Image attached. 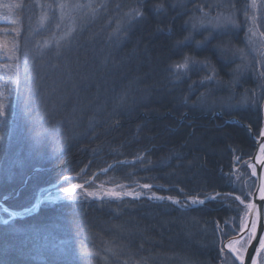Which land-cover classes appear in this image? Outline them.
<instances>
[{
    "label": "trees",
    "instance_id": "16d2710c",
    "mask_svg": "<svg viewBox=\"0 0 264 264\" xmlns=\"http://www.w3.org/2000/svg\"><path fill=\"white\" fill-rule=\"evenodd\" d=\"M136 1L144 17L132 23L116 54L102 55L97 45L108 44L116 22L111 10H127ZM161 3L164 9L157 13L154 6ZM177 10L169 0H110L98 19L73 37L78 46L49 57L43 75L31 64L30 87H21L26 93L19 101L27 115L19 121L32 123L26 122L19 136H11L9 120L0 128V199L19 212L36 203L39 191L62 181V187H74L72 181H80L71 177L83 174L86 182L109 165L96 180L139 181L178 199L216 197L187 208L148 197L44 203L10 225L0 223V264H124L126 258L140 264L221 263L220 241L241 229L251 201L236 191L241 177L232 172L254 154L251 130L259 136L261 105L224 106L231 97L241 100L244 90L253 98L251 79L232 80L231 67L218 53L219 38L202 47L185 41V15ZM6 38L0 44L11 41ZM186 55L208 58L218 71V86L201 83L210 73L197 68L175 81L173 65ZM53 80L59 85L55 92ZM41 85L47 88V106L39 112L45 103L37 90ZM240 170L255 183L245 164ZM5 217L1 211L0 220ZM108 247L116 248L114 254L104 250Z\"/></svg>",
    "mask_w": 264,
    "mask_h": 264
},
{
    "label": "rangeland",
    "instance_id": "374dc122",
    "mask_svg": "<svg viewBox=\"0 0 264 264\" xmlns=\"http://www.w3.org/2000/svg\"><path fill=\"white\" fill-rule=\"evenodd\" d=\"M109 1L110 0H92L93 5L96 7V14L94 16L87 8L74 10L70 12L66 10L68 14L65 16V19L62 22H60L58 19L60 12L59 9L55 7L57 3L68 2L73 4L74 3L87 4L89 0H0V35H1L0 38L7 41L8 38L6 37L10 36V40H11L6 43L4 42V44H0L1 46L0 49L3 50L0 51V92H4L8 98L6 102L7 104L6 118L0 119V128L3 127L5 120H9L11 123L10 124L11 136L12 135L19 136L20 131H22L23 129L22 126H24L26 122L28 124L32 123V119L30 121L28 119L26 120V122L19 121L20 115H27L26 113L23 112V110L22 112L20 111L21 107L19 106V101L23 99L22 92L26 93V89L24 88L22 91L21 87L24 86L30 87L28 85L30 84V81H28V79L33 77L32 71H34L31 64L37 65L40 71H42L41 74L43 75L45 71L42 69L45 68V62L48 61L49 57L52 54L56 53V41H59L60 44L64 46L61 48V50L66 46H70V47L78 46L77 39L73 37L77 36V34L86 30L87 26H89L91 22L97 20L98 15L107 9ZM144 1L147 0H142V2ZM169 1L173 9L181 8V10H177V11H179V14L181 13L182 15H185L184 17L186 21H189L188 24L185 25V27H187L188 29V35L190 32L192 35V39L189 42H192L194 40L193 42L197 43V41H200L202 42L200 45L202 47L212 39L213 40L216 39L218 42V38H219V40L220 41L222 40L223 42L222 44L217 46L218 53H220L222 58H224V62L228 63V65L231 67V69L229 70L231 73L232 80L238 82L237 80L241 81V79H244L246 77L248 79L249 78L251 79L250 84L252 86L251 93L253 98H250V94L248 93V91L244 90L243 94L244 92L245 94L244 97H242L243 95L241 96V100H232V97L231 98L229 97L230 101L228 100V102H225L224 106L229 105L232 101H234L233 105L236 108L247 107L253 104H257L259 102L260 105L262 106V102L264 99V76L261 75V73L264 72V0H169ZM136 2L133 5L127 7V10H122L119 8H113L111 10V12L114 10L113 12L117 14V15L115 14L112 15V17H114L116 22H114L112 26L109 28L110 35H109L108 44H106L105 47L102 46L101 43L97 45V49L101 51L102 55L104 54L105 56H109L116 54L117 47L121 45L123 40H125V34L128 33L129 27L136 20V19L130 20L128 14L133 12L137 8H139L141 11L142 8L140 7L141 3H138V1ZM48 4L53 5V8L48 9L46 7V5ZM41 5H45V7L42 8ZM100 5H103V7H100ZM197 5L203 7V12L209 13V16L205 18L206 20L216 17L218 13H222L223 14L221 16L222 21L224 17L231 16L236 20L237 26L234 27L233 25L228 24L227 26L222 25L219 28H214L212 27L211 24H205L204 27L198 28L197 30L193 31L191 28V21L189 20V17L203 15V13L201 12L200 8L197 7ZM43 13H47L49 17L55 16L56 21L42 25L40 22V17ZM56 22H60L61 24L60 28L55 27ZM23 25L27 26L29 29L28 36L26 35V31H25L26 28H24ZM72 27H75L76 30L73 33L74 36L72 35L71 44L69 45L67 38H63V37H64V33L67 32L68 29ZM249 29H251V31H249ZM3 36L6 37L4 38ZM221 37H223V39H220ZM45 42H47L48 45L47 47L44 46ZM28 45L29 47L26 48V46ZM236 49L243 50L244 59H241V54L239 52H236L235 55L233 54ZM70 50H72V48L68 49L67 51ZM240 64H246L248 65V67L246 70L237 73L235 69L237 65ZM195 68H197V70L199 71H204L200 65H198ZM190 72L191 71L185 72L179 78L173 75V78L175 81L180 82L183 79L189 78ZM214 83H215L214 86L217 87L218 84L215 81ZM37 90L40 93L42 92L44 93V95L42 94L41 95L44 99L43 101H46L47 91L45 92V86L42 87L41 85L40 88H37ZM245 96L248 98L246 102L244 101ZM254 99L255 102L253 101ZM204 102L205 101L202 100L199 102V104L200 103L204 104ZM46 106L47 104L43 103L42 108L40 107L41 110H39V112H41ZM8 107L11 109L10 111H12L10 114L11 118H9L10 116H8L9 119L7 118V112L9 111ZM220 113H222V111L217 110L216 114L220 115ZM37 117L36 120L38 119ZM39 117H42V114H40ZM236 119L240 120L238 117H230L229 120L236 121ZM262 120H263V115H262ZM38 127L40 129L39 125ZM248 127L252 129L251 126ZM262 129H263V125L261 131ZM251 131L254 138L256 139V144H257L260 134L258 136L254 133L253 129ZM43 133L41 131V133H37L35 137L42 136ZM60 152H63V150H61ZM250 159L251 157L248 160L243 161L241 164H240L241 160H237L238 163L240 164L238 167H236L238 171L236 170L237 172L236 171L232 172V176L234 178L241 177L239 181H236L237 182L236 191L241 193L243 197L244 195L250 196L251 201L249 202L246 201V205L247 203L251 204L252 202L253 192L256 187V180L255 183H253L252 180H250V177L248 175L246 176L245 173H242L240 169L244 164L248 168L247 164ZM253 168H255V166L252 167V170ZM248 169H249V175L251 177H254L252 174L253 171H251L250 168ZM84 177L85 176L81 174L75 176L74 178L73 177L70 178V179H78V181H80L78 183H76L77 181L74 182L72 181V183H75L76 185L77 184L83 185L82 188L76 189L75 192L73 193V196L78 197L77 199L66 198V194L63 193L62 191L63 188H66V187H62V185H64L63 181L52 186L51 188H46L39 191V193L36 194L38 195L37 200L44 197H50V199H43V202L40 203L36 209H34L32 214L37 212L44 203H48V202L53 204L62 201H73V200L89 201L91 199H96L103 201L105 200L111 201V200H122L126 198H134L133 195H127L126 193H140L139 198L152 197L153 193H155L156 196H163L166 198L169 197V196L157 194L153 190L152 186L150 188H144L143 185H145V183L144 184L142 182L139 183V181H131L127 183V182H122L120 180H112L110 182L108 181V179L105 178L96 180L95 179L96 176L92 174V177L89 178L86 182H81L85 179ZM117 185L122 187H117ZM69 187H73V185ZM108 190L121 192L124 195H122L121 199L110 198L107 196H104L103 199H99L97 197L88 195V193L95 192L98 193L100 196H102L103 193ZM57 195L60 197V199H56ZM232 195L233 194H230V196ZM214 197H216V195H210L209 197L192 196L181 199L173 198V197L172 198L179 200L181 204L187 203L188 205H193L191 203L193 198L205 201L207 198L211 199ZM243 199L245 200V197ZM153 200H157V199L153 198ZM159 201H163V200H159ZM0 206H1L0 212L3 211L5 208L9 209V211H13L12 209L8 208L5 204L3 206L0 204ZM247 208L248 207L246 206V212H245L246 214H244L245 220H246V215L249 211V208L248 209ZM6 218L7 217L3 219ZM233 220L234 218H230V222H232ZM239 232L240 230L236 232L234 235H231L229 237H224V239L222 240L227 241L228 239H232ZM104 250L107 253L110 252V254H114L113 252L114 250L116 251V248L114 247V250L112 249V251H109L107 249ZM221 257L222 260L220 264H240L239 261L235 260V258L231 256L228 249L226 248L224 252L221 253ZM107 259L108 256L103 254L101 260L105 261ZM128 261H129L128 258H126L123 262L124 264H140L137 260H131L133 261L131 263H129ZM258 264H264V255L259 257Z\"/></svg>",
    "mask_w": 264,
    "mask_h": 264
},
{
    "label": "snow or ice",
    "instance_id": "6c2138e0",
    "mask_svg": "<svg viewBox=\"0 0 264 264\" xmlns=\"http://www.w3.org/2000/svg\"><path fill=\"white\" fill-rule=\"evenodd\" d=\"M41 7H45V5H41ZM46 7L48 9H52L53 5L48 4L46 5ZM56 8L59 9L60 15H59V21L62 22L65 19V16L68 14L66 12V10H68V12L70 11H74V10H80L83 8H87L92 15L94 16L96 14V7L93 5L92 0H89V2L87 4H81V3H68V2H61V3H57ZM100 7H103V5H100ZM119 7V6H118ZM198 8H200L201 12L203 13V15L201 16H192L189 17V20L191 21V28L193 31L197 30L198 28H202L205 26V24H211L212 27L214 28H219L222 25L223 26H227L228 24L233 25L234 27L237 26V22L234 18H232L231 16H226L223 18V21L221 20V16L223 15L222 13H218V15L214 18L211 19H205L206 17L209 16V13L207 12H203V7L200 5H197ZM162 9H164V5L161 4H157L154 6V10L159 13ZM129 18L130 20H135L137 18H143L144 14L140 11L139 8L135 9L133 12L129 13ZM56 21V17L52 16L49 17V15L47 13H43L40 17V22L42 25L46 24V23H51ZM215 21V22H214ZM60 22H56L55 23V27L56 28H60L61 24ZM189 21H185V25L188 24ZM75 27L69 28L67 32L64 33V37L63 38H67L68 40V44H71V38L73 33L75 32ZM249 31H251V29H249ZM192 39V35L191 32L189 33L188 36H186L184 38L185 41H190ZM184 41H177V45H183ZM202 42L197 41V46L199 47L201 45ZM45 47H47V42H45ZM64 47L63 45L60 44L59 41H56V56L60 57L63 53L60 51V49ZM236 52H239L241 54V59H244V54H243V50L242 49H236L235 52L233 53L235 55ZM196 65H200L203 69L207 70L210 74L206 75L201 83L204 82H212L215 81L217 84L220 83L219 80V74L218 71L215 67V65L212 64V62L208 59L205 58L204 60H197L195 57L192 56H184L183 60L181 62H177L175 65H173V68L175 69V71L173 72V75H175L177 78H179L181 75H183L185 72L187 71H191L193 68H195ZM191 66V67H190ZM53 67H56L55 65H53ZM248 67V65L246 64H240L237 65L235 71L237 73L242 72L244 70H246ZM183 70V71H181ZM70 74V73H69ZM262 76H264V72L261 73ZM41 81L44 80V76L40 77ZM59 87V85L57 84V82L55 80H53L52 82V87H51V91L55 92L57 91V88ZM47 91V89H45V92ZM42 95H44V93H41ZM202 97L204 96V94H201ZM7 96L5 95L4 92H0V119H5L6 118V111H7ZM247 97L245 96L244 101H247ZM46 103V101H45ZM262 150H264V148H262ZM112 166L109 165V168H111ZM102 171L107 172L108 169H103ZM253 175H255V168H253ZM83 185H75V187H66L63 188L62 191L63 193L66 194V198L69 199H77L78 197L73 196V193L75 192L76 189L78 188H82ZM117 187H122L117 185ZM144 188H150L151 185H143ZM182 191V190H181ZM260 199L264 200V186L261 187L260 189ZM127 195H133L134 198H139L140 193H126ZM89 196H94L97 197L99 199H103L104 196L110 197V198H116V199H121L122 198V194L121 192H117L114 190H108L105 191L103 193L102 196H100L98 193L92 192V193H88ZM150 199H157V200H171L172 203L174 204H178L180 205V207L182 208H187L190 207V205H188L187 203L181 204V202L179 200L173 199L172 197H163V196H156L155 193L152 194V197H149ZM43 199H50V197H44L41 198L39 200H37V203L35 205H33L32 207H25L23 209L22 212H17V211H9V209L5 208L3 211L5 213H7V218L6 219H2L0 220V223L4 224V225H10V223L12 222L13 218L16 216H26V215H31L32 212L34 211V209H36L40 203L43 202ZM56 199H60V197L57 195ZM237 200L240 199V197H236ZM241 204L244 203L243 200L240 201ZM191 203L193 205L195 204H203L204 200H199L196 198H193ZM247 207L249 209H254L256 207L255 204H248ZM262 208H264V205L261 206ZM225 223H227V221H225ZM260 223V213L257 212L256 214V218L252 220L251 222V227L249 229V231L245 234V235H241L239 236V238H235L233 237L232 239H229L227 241L221 240L220 243L222 245V247L220 248V252L223 253L225 248L228 249L229 253L231 254V256H233L235 258V260H238L240 262V264H245V257H248V260L250 261V264H258L257 258L261 257L262 255H264V224L261 225L260 227V232L261 235L259 237H257V225ZM248 227L247 221H243L242 222V226L240 231L243 232L245 228ZM230 231H234L230 230ZM224 235H229V233H225ZM239 235V233L237 234ZM256 240L257 241V245L253 247V252L255 253L254 255H249L248 254V248L252 246V242ZM109 251H112L111 248L108 249ZM145 264H147V262L145 261Z\"/></svg>",
    "mask_w": 264,
    "mask_h": 264
},
{
    "label": "water",
    "instance_id": "95a60500",
    "mask_svg": "<svg viewBox=\"0 0 264 264\" xmlns=\"http://www.w3.org/2000/svg\"><path fill=\"white\" fill-rule=\"evenodd\" d=\"M261 111H262V115H263V129H262V131L260 133V137L257 141L254 154L251 157V159L248 161V164H247L248 168H250L251 171H253L252 167L255 166V173L256 174L253 176L256 180V187H255L254 192H253L251 204H255L256 207L254 209H249V211L246 215V221H247L248 227L245 228L243 232L240 231L239 235L234 236L237 239L239 238V236L245 235L249 231V229L251 227V222L253 219L256 218L257 212L260 213V223L257 225V237H259L261 235L260 227L262 224H264V208L261 207L262 205H264V200L260 199V194H261L260 189L262 186H264V155L260 157V150L262 149V147H264V99L262 102ZM220 115H222V113H220ZM236 121H240V120L236 119ZM5 201H6V199H0V204L1 205L4 204ZM18 217L19 216H16V218H18ZM255 246H258L256 240H254L252 242V246L248 248V254L249 255L255 254L253 252V247H255ZM257 261H259V257L257 258ZM245 264H250V261L248 260L247 256L245 257Z\"/></svg>",
    "mask_w": 264,
    "mask_h": 264
},
{
    "label": "bare ground",
    "instance_id": "6f19581e",
    "mask_svg": "<svg viewBox=\"0 0 264 264\" xmlns=\"http://www.w3.org/2000/svg\"><path fill=\"white\" fill-rule=\"evenodd\" d=\"M262 148H264V147H262ZM263 155H264V150L261 149L260 150V157L263 156Z\"/></svg>",
    "mask_w": 264,
    "mask_h": 264
}]
</instances>
